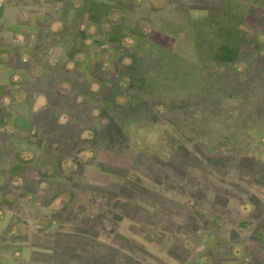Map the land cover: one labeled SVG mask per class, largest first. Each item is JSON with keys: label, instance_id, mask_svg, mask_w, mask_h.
<instances>
[{"label": "rangeland", "instance_id": "rangeland-1", "mask_svg": "<svg viewBox=\"0 0 264 264\" xmlns=\"http://www.w3.org/2000/svg\"><path fill=\"white\" fill-rule=\"evenodd\" d=\"M252 42L45 51V35L19 51L25 97L0 119V264H264V50Z\"/></svg>", "mask_w": 264, "mask_h": 264}, {"label": "crops", "instance_id": "crops-1", "mask_svg": "<svg viewBox=\"0 0 264 264\" xmlns=\"http://www.w3.org/2000/svg\"><path fill=\"white\" fill-rule=\"evenodd\" d=\"M260 8L264 0H0V119L25 97L19 51L45 35L54 40L45 51H99L125 37L157 51H178L183 42L193 51H247L249 40L250 51H263L264 34L246 30L264 27ZM31 102L34 112L46 99Z\"/></svg>", "mask_w": 264, "mask_h": 264}, {"label": "trees", "instance_id": "trees-1", "mask_svg": "<svg viewBox=\"0 0 264 264\" xmlns=\"http://www.w3.org/2000/svg\"><path fill=\"white\" fill-rule=\"evenodd\" d=\"M48 99V98H47ZM74 103L77 105V104H79V102L78 101H75L74 100ZM49 106H47L44 110H43V113H44V115H46L49 111H51L52 110V107H51V104H48ZM64 114H66L67 115V117H71V116H69L68 115V113H64ZM95 132V131H94ZM91 133H92V137L94 136V134H93V131H91ZM68 139H69V136L67 137ZM71 139H72V137H70ZM81 142H82V139H81ZM92 142H93V140H92Z\"/></svg>", "mask_w": 264, "mask_h": 264}]
</instances>
